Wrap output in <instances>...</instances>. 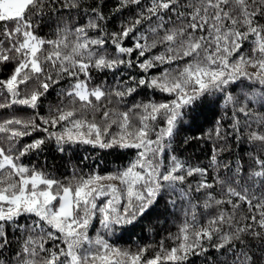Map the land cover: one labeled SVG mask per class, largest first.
<instances>
[{
    "label": "snow or ice",
    "instance_id": "obj_1",
    "mask_svg": "<svg viewBox=\"0 0 264 264\" xmlns=\"http://www.w3.org/2000/svg\"><path fill=\"white\" fill-rule=\"evenodd\" d=\"M0 264H264V0H0Z\"/></svg>",
    "mask_w": 264,
    "mask_h": 264
},
{
    "label": "trees",
    "instance_id": "obj_2",
    "mask_svg": "<svg viewBox=\"0 0 264 264\" xmlns=\"http://www.w3.org/2000/svg\"><path fill=\"white\" fill-rule=\"evenodd\" d=\"M99 154V153H98ZM115 161H114V158L113 157H111V156H109L108 158H107V160H106V163L107 164H109V165H111L112 163H114ZM137 233L139 234V235H143V236H145V239L147 240V237L150 235V234H148V233H140V231H139V229H137ZM127 241V237L125 238V241H121L122 243L123 242H126Z\"/></svg>",
    "mask_w": 264,
    "mask_h": 264
}]
</instances>
